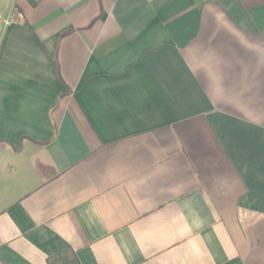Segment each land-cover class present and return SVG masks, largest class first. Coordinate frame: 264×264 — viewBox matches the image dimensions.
Masks as SVG:
<instances>
[{
	"label": "crops",
	"instance_id": "obj_1",
	"mask_svg": "<svg viewBox=\"0 0 264 264\" xmlns=\"http://www.w3.org/2000/svg\"><path fill=\"white\" fill-rule=\"evenodd\" d=\"M0 264H264V0H0Z\"/></svg>",
	"mask_w": 264,
	"mask_h": 264
}]
</instances>
